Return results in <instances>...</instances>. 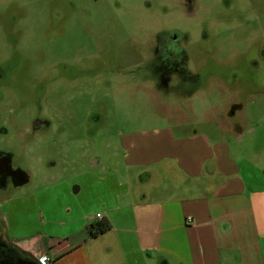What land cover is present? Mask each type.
I'll list each match as a JSON object with an SVG mask.
<instances>
[{
	"label": "rangeland",
	"instance_id": "rangeland-1",
	"mask_svg": "<svg viewBox=\"0 0 264 264\" xmlns=\"http://www.w3.org/2000/svg\"><path fill=\"white\" fill-rule=\"evenodd\" d=\"M67 1L0 0V9L9 3L16 18L12 13L7 17L18 20L13 24L5 20L7 17H0V59L5 51H9V47H4L2 42V30L5 32L6 28L11 32H14V28L26 32L22 44L18 46L21 56H35L40 44L39 54L46 65L59 58L65 62L68 58L75 59V55L85 48L82 31L74 27L72 32L68 29L72 21H66L64 35L58 36L52 30L55 26L51 24L49 16L56 5L64 6L66 12ZM72 1L76 25H82L87 15L84 10L91 12V20L99 16L100 12L102 15L119 17L117 27L119 38L123 40L121 42L127 43L129 36H132L136 45L147 50L148 44L158 33L174 28L187 35L190 40L187 50L193 59H204L213 53L215 60L221 61V58L230 56L236 60L232 63L207 62L201 68L198 67L197 72L201 73L200 86L187 97L181 93L149 96L135 90L131 94L132 89L130 93L108 78L109 82L103 87L102 102L98 98L85 99L80 96L70 101L66 95L55 92L57 84L47 83L49 79L45 71L42 72V93H35L30 78L31 82L12 80L5 89L10 90L15 99L23 100L25 104L28 102L30 108L22 111L20 104L8 101L0 94V122L13 118L29 122L40 103L45 109L43 114L51 121L47 131L38 132L30 138L27 136L24 142L19 140L20 133L7 122L4 123L7 133L0 134V149L9 151L12 165L28 176L27 182L0 191V220L9 223L12 235L16 237L40 230L58 239L76 237L74 232L85 221L94 219L93 211L100 207L99 194L109 192L108 197L112 199L113 193L110 191L117 188L100 179L104 174L102 167L110 169L103 151L106 143L116 145L119 132L125 134L128 131L179 124L181 130L187 132L193 128L207 131L211 137L214 135L210 132L214 127L211 119L213 114L206 107L212 103L221 104L228 99L243 102V109L237 111L232 120L235 126L244 127L243 148H246L251 168L264 170V93L256 94L264 91V87L256 90V86L249 82L247 70H244L242 60L237 55L239 47L243 45L245 32L250 28L246 17L254 23L251 22L252 26H257L256 20L249 14L248 0H194L193 15H187L181 0H146L148 4L142 3V0H118L119 7L116 5L117 0ZM25 13L27 15L23 16ZM203 37L209 38V43L199 50L192 43ZM146 38L149 43L142 42ZM69 41L71 48L68 47ZM138 52L141 58L146 56V51L138 49ZM189 67L195 70V62H191ZM21 69L26 73L25 62H21ZM145 70L140 68V74ZM233 72L237 78L235 82H230L233 81ZM209 74L221 78L222 82L205 79ZM121 79L124 81L125 77ZM58 85L64 91L67 90L65 79ZM246 85L254 93L247 95L241 92L237 98L231 88L237 93L239 88L245 89ZM45 92L44 98L40 100L39 96ZM9 107L16 113H8ZM221 137L227 139L230 136L224 132ZM117 151L115 160L121 155L120 150ZM138 183L134 179L131 181L134 186ZM77 235L84 236L81 232Z\"/></svg>",
	"mask_w": 264,
	"mask_h": 264
},
{
	"label": "crops",
	"instance_id": "crops-1",
	"mask_svg": "<svg viewBox=\"0 0 264 264\" xmlns=\"http://www.w3.org/2000/svg\"><path fill=\"white\" fill-rule=\"evenodd\" d=\"M230 102L206 107L211 137L180 124L117 133V144L103 147L110 169L103 166L100 176L117 188L112 199L99 194L94 219L76 237L40 230L15 237L6 221L0 234L30 255V264L42 257L49 264H264V170L251 168ZM97 212L110 228L90 237Z\"/></svg>",
	"mask_w": 264,
	"mask_h": 264
},
{
	"label": "flooded vegetation",
	"instance_id": "flooded-vegetation-1",
	"mask_svg": "<svg viewBox=\"0 0 264 264\" xmlns=\"http://www.w3.org/2000/svg\"><path fill=\"white\" fill-rule=\"evenodd\" d=\"M96 1L99 0H92V2ZM248 1V7L253 11H249V14L256 20L257 26H252V21L250 22L246 17L247 25L250 28L245 32L243 45L239 47L237 55L242 60L244 70H247L246 75L248 74L249 82H252L257 90L264 87V0H258L257 2L254 0ZM141 2L148 4L146 0H142ZM181 2L185 7L184 10L187 15H193L194 0H181ZM116 5L117 7L120 5L118 0ZM74 7V2L68 0L66 12L64 11V6L59 7L58 5L52 7L49 12L50 22L55 26V29L52 28V30H54L56 35H64L66 21H72L71 27L68 28L72 32H74V27L82 31V38L86 49L82 48V50L75 55V59L68 58L66 62L59 60V58L54 63L46 65L43 56L39 54L40 44L36 48L35 56H21L18 46L22 44L25 35H27L26 32L21 28H14V32H11L9 28H6L5 32L2 30V33H4L2 42L4 47H9V51H5L3 58L0 59V94L2 97L4 96V99L20 104L22 111L29 110L30 107L27 106L28 102L25 104V101L18 98L15 99L11 91L6 90L5 87H7L12 80L16 82L20 80H29L30 78L33 82L32 89H35V93H42L44 91V82L42 81L43 71H45L48 77L47 79H49L47 83L52 85L57 84L55 92L60 93V95H66L68 100L72 101V99L80 96L85 99L98 98L99 102H102L104 98L103 87H106V83L109 82V79L129 90V92L130 89H132V93L130 92L131 94H133V90H135L141 91V93L145 92L149 96L156 95L161 97L171 93H181L183 94L182 96L187 97L194 94L200 86L201 73L197 72L198 67L201 68L207 62L232 63L236 60L233 56L226 59L221 58V61L215 60L212 56L213 53L210 57L204 59L198 58L197 55V58L193 59L187 50V46L190 44L187 35L181 30L174 28L158 33L151 44H148L147 50L140 47L141 45H136L137 42L132 39V36H129L127 43L126 41L121 42L123 40L119 38L120 33L117 27L119 17L102 15V12H100L99 16L91 20V12L84 10L87 15L84 17L82 25L81 23L76 25ZM112 8L116 10V8ZM253 9H255V11ZM11 13L15 17V13L11 10L9 3L0 9V17L2 18L9 16ZM26 15L27 13L23 16ZM14 17H7L5 20H9L13 22V24H16L18 20H14ZM208 41L209 38L203 37L197 39V42L194 41L192 45L195 44L200 50L204 49V45L207 46L209 43ZM142 42L149 43L150 41L148 42L146 38L142 39ZM89 44L91 48H89ZM71 45L69 41L68 47L71 48ZM138 49L140 51H146V56L144 58H141ZM21 62L27 64L26 73L21 69ZM191 62H195V70L189 67ZM142 67L146 68V70L142 71L140 74L139 71ZM235 75L236 74L233 72V81L229 80L230 82H235L234 80L237 78ZM123 76L125 80L123 81L121 79L120 81V78ZM209 78L212 82H222L221 78L214 74L205 76V79ZM63 79L66 80L67 84L66 91L58 85ZM128 79L130 82H127ZM245 89L241 87L236 93V91L231 88L237 98L241 92L247 95L254 93L250 90L249 85H246ZM260 93H264V91H259V93L256 94ZM45 94L46 92L41 94L39 99L41 100V98H44ZM25 105L27 107H25ZM242 109L243 102L239 101V99H231L228 110L232 118L235 117L238 112H241ZM44 111L45 109H43V106L41 107L40 103L29 122L25 121V123L15 118L10 121L2 120V122H0V134L7 133L5 129L6 126L4 125L5 122L20 133L19 140L21 142L26 141L27 136L30 138L38 132L47 131L51 127V121L43 114ZM7 112L10 114L16 113L13 108L10 107ZM11 160V153L0 149V191H5L10 186L17 187L28 181L27 174L21 169L13 166Z\"/></svg>",
	"mask_w": 264,
	"mask_h": 264
},
{
	"label": "trees",
	"instance_id": "trees-1",
	"mask_svg": "<svg viewBox=\"0 0 264 264\" xmlns=\"http://www.w3.org/2000/svg\"><path fill=\"white\" fill-rule=\"evenodd\" d=\"M2 222L0 224V228ZM110 228L108 220L100 219L96 223L87 226V233L90 237H94ZM26 261L33 263L32 258L26 252L14 246L10 240L6 239L3 233L0 234V264H16L18 261Z\"/></svg>",
	"mask_w": 264,
	"mask_h": 264
},
{
	"label": "built area",
	"instance_id": "built-area-1",
	"mask_svg": "<svg viewBox=\"0 0 264 264\" xmlns=\"http://www.w3.org/2000/svg\"><path fill=\"white\" fill-rule=\"evenodd\" d=\"M95 217H96L97 220L102 219V215H101L100 212H97L95 214ZM191 220H192L191 217L188 216L187 217V221H191ZM49 261H50L49 258H46V257H42V258L39 259L40 264H49Z\"/></svg>",
	"mask_w": 264,
	"mask_h": 264
},
{
	"label": "water",
	"instance_id": "water-1",
	"mask_svg": "<svg viewBox=\"0 0 264 264\" xmlns=\"http://www.w3.org/2000/svg\"><path fill=\"white\" fill-rule=\"evenodd\" d=\"M16 264H30V263H27V262H25V261L20 260V261H18Z\"/></svg>",
	"mask_w": 264,
	"mask_h": 264
}]
</instances>
